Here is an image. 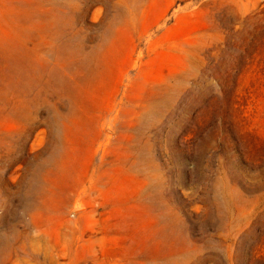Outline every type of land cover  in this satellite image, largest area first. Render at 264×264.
<instances>
[{"label": "rangeland", "instance_id": "obj_1", "mask_svg": "<svg viewBox=\"0 0 264 264\" xmlns=\"http://www.w3.org/2000/svg\"><path fill=\"white\" fill-rule=\"evenodd\" d=\"M0 264H264V0H0Z\"/></svg>", "mask_w": 264, "mask_h": 264}]
</instances>
